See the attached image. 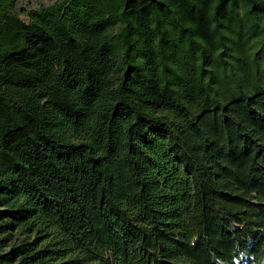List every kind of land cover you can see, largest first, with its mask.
<instances>
[{"label":"trees","instance_id":"1","mask_svg":"<svg viewBox=\"0 0 264 264\" xmlns=\"http://www.w3.org/2000/svg\"><path fill=\"white\" fill-rule=\"evenodd\" d=\"M0 264H264V0H0Z\"/></svg>","mask_w":264,"mask_h":264}]
</instances>
